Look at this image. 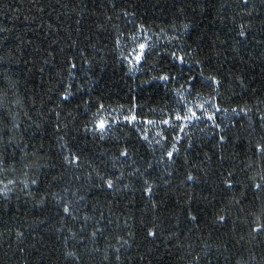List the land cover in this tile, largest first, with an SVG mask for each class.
<instances>
[{
  "label": "trees",
  "instance_id": "obj_1",
  "mask_svg": "<svg viewBox=\"0 0 264 264\" xmlns=\"http://www.w3.org/2000/svg\"><path fill=\"white\" fill-rule=\"evenodd\" d=\"M0 29V86L4 77L15 85L0 106V127L9 130L0 133L9 169L0 173V264H264V233H252L250 223L264 213V190L251 179L264 174L251 147L264 134V0H0ZM133 35L148 36L153 47L130 72L123 57ZM173 50L187 53L185 64L166 57ZM65 59L77 64L71 75ZM161 74L177 79H153ZM207 76L221 82L215 92L200 86ZM69 85L74 95L64 101ZM213 97L229 109L216 114L223 131L206 119L193 122L180 133L171 167L158 163V145L140 139L148 125L121 123L103 140L85 130L100 103L117 114L135 106L141 121L159 122ZM13 116L21 125L14 131ZM125 147L131 159L115 160ZM69 149L79 167L64 162ZM149 162L151 199L142 180L129 176ZM188 172L196 182H184ZM97 173L124 178L108 189Z\"/></svg>",
  "mask_w": 264,
  "mask_h": 264
},
{
  "label": "snow or ice",
  "instance_id": "obj_2",
  "mask_svg": "<svg viewBox=\"0 0 264 264\" xmlns=\"http://www.w3.org/2000/svg\"><path fill=\"white\" fill-rule=\"evenodd\" d=\"M244 4L247 5L248 0H243ZM114 8L116 7L115 3L112 5ZM111 19V18H109ZM185 31H187L188 25L184 26ZM0 31H4L3 29H0ZM139 31L143 33L145 31L144 27L141 25L139 28ZM239 36L244 37L246 35L244 31V26H241V30L239 31ZM122 34H118L116 39L114 40V44L116 47L120 46V38ZM132 40L134 47L131 49V51L123 57L124 60L127 61L129 66V71H135L138 70L143 63L147 60L148 55L150 54L152 50V45L148 42L149 38L148 36L144 35L142 37H138L136 35H133L130 37ZM23 42V41H22ZM183 51V50H182ZM80 55H83L81 52ZM166 57L169 58L170 61H175L180 65H183L186 63L185 55H178L177 51L173 50L169 53L165 54ZM0 63H2V58H0ZM47 63V61H45ZM65 64L67 65V69L69 74H73V71L77 69V64L74 62V60H68L65 59ZM189 67H191L189 65ZM41 72H43V69H40ZM203 76V73H201ZM153 79H158L161 82H168L169 80H175L177 79L176 76H172L169 74H161L156 77H153ZM195 77L189 78V80H194ZM203 80L205 81L200 86L201 87H212L213 92L218 89L220 85V81L215 76H207L203 77ZM4 85L0 86V106H2L3 99L8 95L9 91H12L15 89V85L11 84V82L8 80L7 77H4ZM150 83V81H149ZM197 85L190 83L189 88H195ZM71 88V85L68 86V88L61 89V95L60 98L64 101H68L70 96H73L74 93L72 91H69L68 89ZM215 97L209 100H205L203 103H196L193 104L192 107H188L185 105L186 110L182 109L181 111H175L171 115H169L167 118L161 119L159 122L156 120L151 119H144L140 120L138 116L135 114V106H133L132 110H129V112L125 113L121 110L119 114L116 113V110L114 109H108L105 107L103 103L95 105L96 111L92 114V118L89 121L91 124L90 128H86V131H90L93 134L97 135V138L103 140L106 138V134L116 125L121 123H127L129 125H135L138 123H143L145 125L150 126V128L143 130V135L140 136V139L143 141H147L149 145L152 143H155L159 146L161 149V157L158 161V163H165L167 162L168 167H171L172 164L175 163V157L178 156L181 152L180 147L178 145L180 144L183 137L180 135V133H183L184 135H187L185 132V129L193 124L195 121H200L202 118L206 119L208 121L212 122V127L218 130L223 131L221 129V125L217 123V113H228V108H221L219 104L214 103ZM185 97H181V101H184ZM208 105V107H205V105ZM209 108L213 109L212 111H209ZM197 110L200 111V115L197 114ZM250 110H246L244 108L239 109V111L236 108H232L231 112L237 116L243 114V116H248ZM57 116H59V113H56ZM15 116L11 118L12 120V131L15 129H19L21 127L20 124L15 122ZM261 120V127L264 128V116L260 118ZM179 121L180 123L177 124L175 122ZM238 124L239 121H236ZM160 125H163L164 127L161 128ZM151 128H157L158 130L155 131L153 139L149 138V131ZM172 129L171 133H168L166 129ZM59 130V128H58ZM9 131L7 129V126L0 127V133H6ZM137 131H141L140 129H137ZM158 137V138H157ZM3 137L0 135V141H2ZM226 140L225 135H219V142L223 143ZM8 143H12V141H9ZM191 142L188 143L187 148H192ZM62 147H66L63 146ZM252 151L254 154H257L262 160H264V134H262V138L260 141L256 142L252 146ZM120 158L131 159V154L128 151V149L125 147L123 150L119 151L118 156L115 157V160H120ZM23 159V158H22ZM64 162L69 165L70 167H79L81 160L80 156L76 155L75 153H72L69 149V155H65L63 157ZM7 163L6 159L3 157V153H0V173H4L9 171L8 168L5 167V164ZM133 164H135V161H133ZM113 167L115 168V163L113 164ZM131 167V166H130ZM153 165L149 162L147 164V169L145 171H141L138 167L131 168L129 172V176L135 177L136 179L142 180V191L144 194L151 199L153 196V184L149 182V179L147 178V170L152 169ZM251 168V166H249ZM169 176H171V172L167 173ZM232 173H228L229 177H232ZM97 177L100 181L103 182V185L106 186L108 189H114L117 186V183L124 178V174L120 173L119 175L115 176V179H113L110 175H100L97 173ZM259 178L261 181H264V174H261L259 177L253 176L251 177L253 183V187L256 191L264 190V184L262 183H255V181ZM184 182H196V177L191 173H186ZM0 183H3V181H0ZM14 180H8L6 184H4V189L8 190L9 185L14 184ZM33 184L36 183L35 180L32 181ZM125 188L128 187V185H124ZM224 187L226 189H231L233 187V183L231 180H225L224 181ZM83 199V197H81ZM73 211L70 210V207L68 204H64L63 206V212L75 219L76 217L73 216ZM191 221H197L196 215H190L188 217ZM87 219V217H85ZM219 222H225L226 217L224 215L218 216ZM251 223V232L260 234L264 233V213L261 214L259 217H254ZM18 235H22V233H18ZM96 233L93 232L92 236H95ZM147 235L150 237H155L157 233L151 229L147 231ZM124 243H127L126 241ZM116 252H119V249H116ZM67 256H74L75 254L73 252H67ZM119 259V256L116 257ZM107 259V257H105Z\"/></svg>",
  "mask_w": 264,
  "mask_h": 264
},
{
  "label": "rangeland",
  "instance_id": "obj_3",
  "mask_svg": "<svg viewBox=\"0 0 264 264\" xmlns=\"http://www.w3.org/2000/svg\"><path fill=\"white\" fill-rule=\"evenodd\" d=\"M198 103H199V102H198ZM205 107H208V105L206 104ZM212 110H213V109L209 108V111H212ZM197 114H198V115L201 114L199 110H197ZM202 119H203V118H202Z\"/></svg>",
  "mask_w": 264,
  "mask_h": 264
}]
</instances>
